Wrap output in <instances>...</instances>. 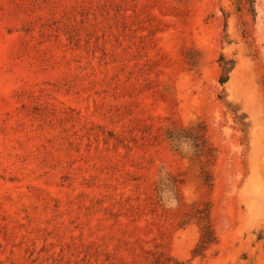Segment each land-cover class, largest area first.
I'll return each mask as SVG.
<instances>
[{"label":"rangeland","instance_id":"obj_1","mask_svg":"<svg viewBox=\"0 0 264 264\" xmlns=\"http://www.w3.org/2000/svg\"><path fill=\"white\" fill-rule=\"evenodd\" d=\"M236 2L0 0V264H264V0ZM196 124L209 162L167 140Z\"/></svg>","mask_w":264,"mask_h":264},{"label":"trees","instance_id":"obj_2","mask_svg":"<svg viewBox=\"0 0 264 264\" xmlns=\"http://www.w3.org/2000/svg\"><path fill=\"white\" fill-rule=\"evenodd\" d=\"M238 10L242 6H248V11L254 13L253 0H236ZM222 74L219 79L220 84H224L228 79V72L232 69L231 62H225L223 58L220 59ZM205 128L202 124H196L187 129L169 131L167 133V140L171 146L177 148L182 142L188 143L194 150L196 157H205L206 162L214 158L213 150L207 145L204 138ZM203 183L208 187L212 186V178L209 172L203 173ZM199 221L201 224V231L198 243L191 252L192 257L204 258L207 250L216 244V237L212 229L210 217L207 210L200 212ZM157 264H190L189 262L178 261L170 257H166L156 261Z\"/></svg>","mask_w":264,"mask_h":264}]
</instances>
